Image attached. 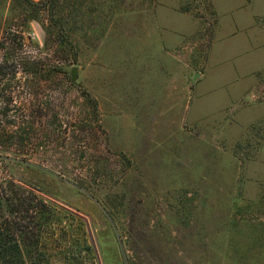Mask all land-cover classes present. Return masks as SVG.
I'll list each match as a JSON object with an SVG mask.
<instances>
[{"label": "rangeland", "instance_id": "374dc122", "mask_svg": "<svg viewBox=\"0 0 264 264\" xmlns=\"http://www.w3.org/2000/svg\"><path fill=\"white\" fill-rule=\"evenodd\" d=\"M12 1L0 183L34 197L26 264H264V0H54L28 25ZM171 56L197 74L180 101Z\"/></svg>", "mask_w": 264, "mask_h": 264}, {"label": "trees", "instance_id": "16d2710c", "mask_svg": "<svg viewBox=\"0 0 264 264\" xmlns=\"http://www.w3.org/2000/svg\"><path fill=\"white\" fill-rule=\"evenodd\" d=\"M21 1L31 11V15L23 16L27 25L36 21V16L41 11H51L56 4L54 0ZM14 2L15 0L12 4ZM59 32L64 35L63 30ZM33 200L34 197L31 195L24 196L23 193H19V190L17 191L11 183H0V264H26L19 245V238H22L27 249H31L33 241L30 235V220L32 219L30 212L35 207H32ZM30 264H35V262L31 261Z\"/></svg>", "mask_w": 264, "mask_h": 264}, {"label": "crops", "instance_id": "0c3cea01", "mask_svg": "<svg viewBox=\"0 0 264 264\" xmlns=\"http://www.w3.org/2000/svg\"><path fill=\"white\" fill-rule=\"evenodd\" d=\"M169 55V54H168ZM188 55V54H187ZM170 57V56H168ZM167 60V58H166ZM170 64V66L173 68L171 72L175 76L169 83L168 86H166V91L169 96L174 95L176 97V101H180L181 98L184 96L185 93L190 92V88L193 85V82L190 80L189 85H187L185 81V76L191 74L190 76H193L192 69L190 67V64H187L185 62L182 63V60L180 58H176L175 56H171L170 60H167ZM181 65H180V64ZM191 79V78H190ZM175 101V100H173Z\"/></svg>", "mask_w": 264, "mask_h": 264}, {"label": "water", "instance_id": "95a60500", "mask_svg": "<svg viewBox=\"0 0 264 264\" xmlns=\"http://www.w3.org/2000/svg\"><path fill=\"white\" fill-rule=\"evenodd\" d=\"M197 78V74L196 76H194L192 82ZM77 79V68H71L70 70V80H71V83H75Z\"/></svg>", "mask_w": 264, "mask_h": 264}]
</instances>
